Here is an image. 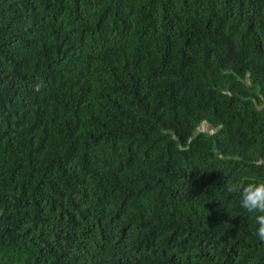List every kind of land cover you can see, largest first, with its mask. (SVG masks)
<instances>
[{
	"label": "trees",
	"instance_id": "trees-1",
	"mask_svg": "<svg viewBox=\"0 0 264 264\" xmlns=\"http://www.w3.org/2000/svg\"><path fill=\"white\" fill-rule=\"evenodd\" d=\"M228 177H264V0H0V264H264Z\"/></svg>",
	"mask_w": 264,
	"mask_h": 264
},
{
	"label": "clouds",
	"instance_id": "clouds-1",
	"mask_svg": "<svg viewBox=\"0 0 264 264\" xmlns=\"http://www.w3.org/2000/svg\"><path fill=\"white\" fill-rule=\"evenodd\" d=\"M223 187L227 193L239 195L240 207L252 214L255 224L254 235L259 241L264 242V177L247 181L228 177Z\"/></svg>",
	"mask_w": 264,
	"mask_h": 264
},
{
	"label": "flooded vegetation",
	"instance_id": "flooded-vegetation-1",
	"mask_svg": "<svg viewBox=\"0 0 264 264\" xmlns=\"http://www.w3.org/2000/svg\"><path fill=\"white\" fill-rule=\"evenodd\" d=\"M198 129H200V131H204V132L211 134V135L216 133V128L210 126L209 124H207L205 122H201L198 125Z\"/></svg>",
	"mask_w": 264,
	"mask_h": 264
}]
</instances>
